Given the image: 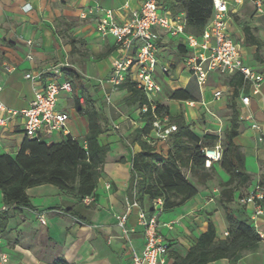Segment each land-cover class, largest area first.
Returning a JSON list of instances; mask_svg holds the SVG:
<instances>
[{"label": "crops", "instance_id": "crops-1", "mask_svg": "<svg viewBox=\"0 0 264 264\" xmlns=\"http://www.w3.org/2000/svg\"><path fill=\"white\" fill-rule=\"evenodd\" d=\"M140 4L141 0H0V101L7 109L20 112L31 105L36 93L48 82L69 81L65 70H72L80 77L81 87L73 90L71 84L72 92H62L56 103V110L69 117L65 130L51 133L42 130L38 138L47 144L58 143L65 136L82 140L88 132V121L78 108L84 109L85 99L90 98L107 119L106 129L98 141L109 146L102 174L88 204L78 205L71 195L51 185L25 191L36 212L25 208L18 213L8 212L6 232L0 236V264H51L56 256L64 257L69 264H130L132 251L139 253L143 249V229L137 224L136 209L128 216V241L116 226L115 216L124 214L129 204L126 191L131 161L140 151L137 145L127 149L121 143L144 123L138 108L125 104L128 97L125 90L117 87L111 91L107 85L99 86L98 82L109 76L110 63L118 51L111 37H101L98 33L95 16L86 19L79 16L82 11L97 6L113 10L115 22L122 24ZM158 4L164 14L185 21L184 13H171V3L161 0ZM25 5L30 6L27 12L23 10ZM232 10L228 33L241 45L244 65L264 75V4L260 13L248 0ZM244 28L249 29V36ZM155 31L159 35L158 64L169 67L167 74L157 73L162 92L155 100L168 107L170 117L182 116L192 121L201 110L214 134L220 135L229 127L231 99L237 92L234 106L238 129L233 143L244 155L251 183L235 192L228 206L235 216L254 228L260 241L256 251L245 254L236 264H264V213L253 223L252 207L239 203L240 196H245L253 185H259L264 195V81L253 94L248 83L236 87L234 83L239 74L228 77L210 73L201 89V102L172 100L173 91L184 88L191 76L182 61L193 51L183 46V38H172L160 29ZM28 41L32 43L30 46ZM6 65L13 70L6 71ZM26 74L32 75L33 80L25 79ZM218 91L222 95L214 99ZM245 96L250 97L247 106L241 103V97ZM122 107L125 112L111 114V108L120 110ZM248 116L258 124L257 130L250 127ZM161 124L173 125L168 117L161 119ZM156 134L152 130L143 141L156 153L159 148L167 152V138L159 139ZM24 138L19 118L0 128V156H14ZM218 176L220 182L228 179L220 168ZM197 191L198 194L183 206L155 213L160 234L168 245L164 264H173V255L185 257L206 232L208 222L214 227L216 240L227 237V224L219 202L220 188L211 183L197 187ZM146 206L145 200L142 206L145 212ZM3 208L0 192V212ZM2 257L6 259L4 262ZM208 264L230 262L221 259Z\"/></svg>", "mask_w": 264, "mask_h": 264}, {"label": "trees", "instance_id": "trees-1", "mask_svg": "<svg viewBox=\"0 0 264 264\" xmlns=\"http://www.w3.org/2000/svg\"><path fill=\"white\" fill-rule=\"evenodd\" d=\"M162 1L171 3L170 11L173 15L181 12L185 14L186 34L195 37L202 35L212 14V0ZM243 31L249 36V29L244 28ZM65 72V78L74 85L73 90L81 87L80 77L75 72L72 70ZM234 84L236 87L243 86V78L239 75ZM119 88L128 94L125 104L128 107L136 106L140 120L144 123L142 128L134 130L126 141L121 143L127 149L133 145L140 149L131 161L126 191L129 203L136 200L142 208L146 200L148 206L146 213L153 216L158 212L155 208V202L158 200L160 212H167L183 206L198 194L197 187L187 179V176L196 180L200 186L211 181L215 174V166L228 176L227 181L218 184L219 202L227 224V237L216 240L214 227L208 222L206 232L198 238L185 257L173 255V264H208L221 259L236 264L245 254L256 251L260 239L254 228L246 220H240L235 216L228 206L233 202L235 192L251 183V177L245 170L244 155L233 143L238 129L237 111L234 106L237 92L233 93L229 127L223 131L222 137L206 134L200 138L182 116L170 117L167 106L157 100L150 103L146 95L129 80L123 82ZM170 99L200 101L201 89L194 76H190L184 88L173 91ZM85 103L84 109L78 108V112L88 121V132L81 141L65 136L58 143L47 144L41 142L40 138L33 140L24 138L14 156H0V192L5 208L0 212V236L5 235L8 212L18 213L21 208L36 212L25 194L27 189L51 185L60 192L71 195L77 204L82 206H84L82 200L94 196L109 152V146L101 145L98 141L106 129L107 119L99 113L90 98H86ZM152 104L155 106L154 110ZM165 117H168V122L173 124L176 130L167 137L169 149L166 156L162 157L149 147L143 138L153 130L156 118ZM217 141L222 148L221 159L206 168L202 150L212 148ZM90 205L91 203L86 207ZM51 264L69 263L64 257L56 256Z\"/></svg>", "mask_w": 264, "mask_h": 264}, {"label": "built area", "instance_id": "built-area-1", "mask_svg": "<svg viewBox=\"0 0 264 264\" xmlns=\"http://www.w3.org/2000/svg\"><path fill=\"white\" fill-rule=\"evenodd\" d=\"M248 1L254 5L256 12H261L264 0ZM242 2L243 0H212V14L199 37L185 34L184 22L179 18L164 14L157 0H141L140 8L132 11L129 18L122 24L115 22L114 11L111 9H101L95 6L82 11L79 15L81 19L89 16L96 17L98 33L101 37H111L118 51V55L110 63L109 76L99 81V86L107 85L113 91L129 80L146 95L150 103H153L155 96L162 92V87L157 81V73L165 75L169 71L168 66L158 64L159 35L155 29H160L172 38H183V46L193 51L182 62L190 75L194 76L200 89L205 87L210 73L228 77L239 74L244 83L251 86L252 93L256 94L260 84L264 81V75L244 65L242 47L228 33L232 8L241 5ZM23 10L29 11L30 6L25 5ZM31 44L30 41L27 42V45ZM27 59L31 60V57L28 56ZM4 68L8 72L13 70L7 65ZM25 79L33 80V77L26 74ZM62 92H72V85L69 81L62 83L50 81L36 93L31 105L20 112L7 109L0 101V128L6 127L11 120L19 118L22 121L24 136L28 140L38 138L42 130L49 133L63 132L69 117L66 113L56 110V103ZM221 95L222 92L218 91L213 96L214 99H219ZM249 100V96L241 97V103L244 106L248 105ZM154 107L152 104V110ZM247 120H250L252 129L259 128L258 124L252 121V116H248ZM153 130L156 131L159 139L164 140L176 130V127L174 125L162 126L161 119L156 118L153 122ZM202 154L206 168L219 162L222 154L220 142L217 141L212 148H204ZM263 201L264 195L259 185H253L251 190L239 200L242 206L252 207L251 221L253 223L264 213ZM89 202V198L82 200L84 204ZM155 208L160 212L159 200L155 202ZM132 209H136L137 224L143 229L144 246L139 253L132 251L130 264H164L168 245L160 234V224L156 215L148 216L136 200L128 204L124 214L115 216L116 226L120 229L122 237L128 241L130 231L126 228V224ZM164 227L168 230L172 229L170 225H164ZM5 260L2 257V261Z\"/></svg>", "mask_w": 264, "mask_h": 264}, {"label": "rangeland", "instance_id": "rangeland-1", "mask_svg": "<svg viewBox=\"0 0 264 264\" xmlns=\"http://www.w3.org/2000/svg\"><path fill=\"white\" fill-rule=\"evenodd\" d=\"M166 90H168L166 88ZM198 102H201V101H198ZM112 111H111V114H115V113H118V112H125V108L122 107L120 110H116L114 108H111ZM186 123L189 124L191 130L200 138H202L204 135L206 134H212V135H217V134H214V129L211 127V125L208 124L207 122V119L206 117L204 116V113L199 110L197 112V115L195 117L194 120H188L186 118H184ZM209 130L210 132H206V130ZM222 134H223V131L220 133V137H222ZM81 140V139H79ZM166 144L167 146H169V142L166 141ZM158 154L161 155L162 157H165L167 152L165 150H163V148H159L158 150ZM215 174L213 175V178L211 179V181H208L204 186L206 185H210L211 183H213L215 186H218V184L220 183L219 181V176H218V170H219V167L218 166H215ZM187 179L196 187H200V185L196 182V180L194 179H190L189 176H187ZM148 208V206H146Z\"/></svg>", "mask_w": 264, "mask_h": 264}]
</instances>
